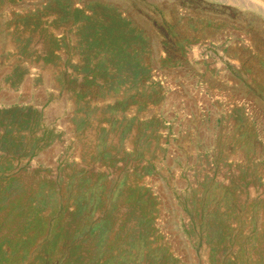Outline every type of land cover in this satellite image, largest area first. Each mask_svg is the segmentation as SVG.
Returning <instances> with one entry per match:
<instances>
[{"label": "rangeland", "instance_id": "obj_1", "mask_svg": "<svg viewBox=\"0 0 264 264\" xmlns=\"http://www.w3.org/2000/svg\"><path fill=\"white\" fill-rule=\"evenodd\" d=\"M0 264H264V0H0Z\"/></svg>", "mask_w": 264, "mask_h": 264}]
</instances>
